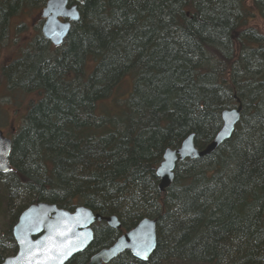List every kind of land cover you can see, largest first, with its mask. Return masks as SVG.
I'll return each instance as SVG.
<instances>
[{"label":"trees","instance_id":"16d2710c","mask_svg":"<svg viewBox=\"0 0 264 264\" xmlns=\"http://www.w3.org/2000/svg\"><path fill=\"white\" fill-rule=\"evenodd\" d=\"M48 1L0 0V50L12 20ZM69 1L80 21L65 43L40 36L1 70L8 105L26 113L0 176L12 216L0 264L17 253L20 215L39 203L121 223L95 228L70 264L145 219L157 222L150 260L126 252L112 264H264V0ZM239 106L230 140L178 163L160 192L165 152L192 135L204 150L222 112Z\"/></svg>","mask_w":264,"mask_h":264},{"label":"water","instance_id":"95a60500","mask_svg":"<svg viewBox=\"0 0 264 264\" xmlns=\"http://www.w3.org/2000/svg\"><path fill=\"white\" fill-rule=\"evenodd\" d=\"M44 24L42 36L55 47L62 46L72 26L80 21L77 5L69 0H49L42 10ZM242 107L222 112V128L204 150L195 145V135L188 137L177 150H167L163 161L157 169L159 191L169 189L175 178L176 166L186 160H198L210 156L224 142L230 140L240 121ZM13 141L7 139L0 131V176L11 171L10 155ZM105 223L113 230H122L117 217H103L94 214L82 206L73 212L58 208L56 205L39 203L31 205L20 215L13 228V238L17 245V253L6 258L3 264H25L31 249L37 261L47 258V249L55 248L51 253L54 259L49 264H68L76 255L86 251L94 241L93 227ZM23 242V243H22ZM157 247V222L145 219L133 230L123 234L110 248L95 254L88 264H110L122 254L129 252L141 262H148ZM147 254V259L137 253Z\"/></svg>","mask_w":264,"mask_h":264},{"label":"rangeland","instance_id":"374dc122","mask_svg":"<svg viewBox=\"0 0 264 264\" xmlns=\"http://www.w3.org/2000/svg\"><path fill=\"white\" fill-rule=\"evenodd\" d=\"M29 15L30 18L26 15L16 17L10 24L9 38L7 40V43L3 44L0 50V81L2 80L1 70L3 68V65L9 64V61L11 62L19 59V57H21L27 51L30 43H32L33 40L39 39L40 36L42 37L41 29L43 22L41 20L40 13H36L35 11L34 13ZM7 96V90L5 93L3 92V95H0V98H2V103L5 100L3 104L0 103V106H4L6 104ZM19 101L23 103L25 99H19ZM15 110L16 108L12 103L7 106L6 111H2V109L0 108V129H5L8 137L12 139L14 137V134L12 132V124L16 129V134H18L23 122V117L26 113V110L24 109H22L20 112H16ZM0 195L4 196V194L1 193V189ZM11 218L12 216L7 213L5 206H2V208L0 209V238L2 239L6 238L7 235H10L9 226L11 225ZM102 224L103 223L97 224L96 228H99Z\"/></svg>","mask_w":264,"mask_h":264},{"label":"flooded vegetation","instance_id":"af4514ba","mask_svg":"<svg viewBox=\"0 0 264 264\" xmlns=\"http://www.w3.org/2000/svg\"><path fill=\"white\" fill-rule=\"evenodd\" d=\"M26 16H28V15H26ZM19 17H21V16H19ZM40 17H41V12H40ZM30 18V17H29ZM15 19V18H14ZM41 20H42V24H44V19L41 17ZM42 27H43V25H42ZM41 32H42V29H41ZM2 74V73H1ZM1 78H2V80L0 81V91H1V94L0 95H3V92L5 93L6 92V90H7V87H6V85L4 84V78H3V75H1ZM6 104L4 105V106H0V108L2 109V111H6V108H7V106H8V98L6 97ZM4 102H5V100H4ZM3 102V103H4ZM0 103L1 104H3L2 103V98H0ZM4 130V131H3ZM0 131L4 134V136L6 137V138H9L8 137V135H7V133H6V130L5 129H0ZM12 132H13V134H14V136H15V134H16V129H15V127H14V125L12 124ZM9 139H12V138H9ZM97 225V224H96ZM116 231H118V230H116ZM93 232H94V236H95V227L93 228ZM123 232V231H122ZM127 231H124L123 233H122V235L124 234V233H126ZM116 243V242H115ZM114 243V244H115ZM112 246V245H111ZM111 246H109V247H107V248H110ZM106 248V249H107ZM89 249V248H88ZM87 249V250H88ZM86 250V251H87ZM103 250V249H102ZM101 251V250H100ZM85 252V251H84ZM84 252H82V253H84ZM82 253H79V254H82ZM98 252H96L95 254H97ZM129 253V252H128ZM78 254V255H79ZM95 254H93L92 256H91V258L95 255ZM77 256V255H76ZM75 256V257H76ZM132 256V255H131ZM91 258H90V260H91ZM73 260V259H72ZM72 260L68 263V264H70L71 262H72ZM117 260V259H116ZM115 261V260H114ZM113 261V262H114ZM88 262H90V261H88ZM112 262V263H113ZM112 263H110V264H112Z\"/></svg>","mask_w":264,"mask_h":264},{"label":"snow or ice","instance_id":"6c2138e0","mask_svg":"<svg viewBox=\"0 0 264 264\" xmlns=\"http://www.w3.org/2000/svg\"><path fill=\"white\" fill-rule=\"evenodd\" d=\"M54 251H55V248L47 249V253H48L47 258L45 260H43V261H37L36 254H33L31 252V249H29V252L26 254L28 256V259L26 260L25 264H49V261L54 259V256L51 255V253H53ZM137 255H141V258L147 259L146 252L143 253V254L137 253Z\"/></svg>","mask_w":264,"mask_h":264},{"label":"bare ground","instance_id":"6f19581e","mask_svg":"<svg viewBox=\"0 0 264 264\" xmlns=\"http://www.w3.org/2000/svg\"><path fill=\"white\" fill-rule=\"evenodd\" d=\"M47 3H48V2H47ZM47 3H46V5H47ZM46 5H45V6H46ZM44 8H45V7H44ZM60 47H61V46H60ZM189 137H190V136H189ZM185 140H186V139H185Z\"/></svg>","mask_w":264,"mask_h":264}]
</instances>
